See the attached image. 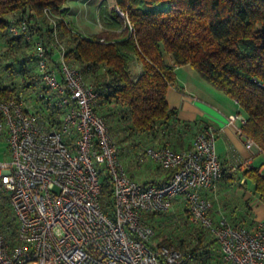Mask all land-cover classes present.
<instances>
[{"label": "built area", "instance_id": "1", "mask_svg": "<svg viewBox=\"0 0 264 264\" xmlns=\"http://www.w3.org/2000/svg\"><path fill=\"white\" fill-rule=\"evenodd\" d=\"M10 31L33 39L25 22L11 24ZM47 49L36 40L38 71L54 94L46 114L29 108L22 93L0 97V138L9 154L0 160V194L14 223L5 226L0 219V264H192L190 252L154 243L155 229L145 217L173 209L178 200L188 222L214 239L223 264H264V219L248 228L224 215L214 218L203 194L222 176L210 124L189 149L148 147L146 156L172 174L163 184L141 183L129 175L108 124L95 110L98 91L65 60L62 45L56 62ZM56 109L64 111L59 122L51 114ZM227 120L241 126L245 115L229 114ZM237 133L242 136L240 127ZM242 137L247 149L256 146ZM96 164L104 165L112 188L110 211L101 203L102 171Z\"/></svg>", "mask_w": 264, "mask_h": 264}, {"label": "trees", "instance_id": "2", "mask_svg": "<svg viewBox=\"0 0 264 264\" xmlns=\"http://www.w3.org/2000/svg\"><path fill=\"white\" fill-rule=\"evenodd\" d=\"M68 1L0 0V66L6 61L4 67L10 73L17 68L20 79L19 84L0 80V97L31 89L37 90L32 91L36 100L49 105L54 94L38 71L35 42H44L54 62L62 45L65 60L79 68L85 82L98 91L95 110L105 119L117 145L121 141L132 145L137 162L148 158L167 173L166 183L172 171L146 156L147 148L168 144L177 151L189 149L196 133L209 125L201 119H180L167 101L168 88L177 83L175 68L188 65L207 85L236 100L245 115L241 135L251 138L264 155V0H115L114 6L101 11V29L90 35L72 27L67 19ZM21 22L28 25L33 39L10 31L11 24ZM135 61L143 66L136 79L131 74ZM41 109L45 115L47 109ZM63 112L51 113L56 122ZM258 169L249 166L243 175L264 202V175ZM108 180L105 175L100 193L106 211L114 203ZM174 212L173 207L145 214L155 232L158 229L153 242L175 244L190 252L192 264H223L214 239L201 227L188 222L191 229L186 235L164 232L163 218ZM10 214L7 197L0 194V219L5 226L14 224Z\"/></svg>", "mask_w": 264, "mask_h": 264}, {"label": "crops", "instance_id": "3", "mask_svg": "<svg viewBox=\"0 0 264 264\" xmlns=\"http://www.w3.org/2000/svg\"><path fill=\"white\" fill-rule=\"evenodd\" d=\"M114 5L115 0H76V7L74 9L68 7V11L72 10L76 21L81 23L82 28L79 29L69 17L67 19L75 30L90 35L99 31L94 24L95 20L100 19L101 11L106 7L110 9ZM67 6L68 4H66ZM55 57L57 60L59 57L58 52ZM168 58L170 62H173L171 57ZM142 70V63L135 61L131 65L132 77L136 79ZM176 77V85H171L166 94L170 107L177 109L180 119L186 121L201 119L210 124L215 130V149L224 174L213 189L203 191L210 201L211 213L214 218L224 215L231 223L248 224L247 227L251 228L255 221L264 219V202L259 200L257 194L253 192L252 183L250 180L245 179L243 171L249 166L255 167V162L260 160L257 165L259 166L258 170L260 174L264 175V155L259 152L256 146L251 149L244 146L243 137L237 133V129L240 127L238 120L232 123L228 122L227 116L229 114L241 112L234 98L210 91L200 76L201 81L199 83L194 82V84L191 81L192 77L181 78L178 77L177 73ZM24 91H29L31 94L34 101L30 102L37 101L35 99L36 92H32L37 90L27 89ZM26 104L31 108L32 105L27 99ZM43 104L39 101V109L41 107L46 108ZM125 143L127 144V142ZM135 153L133 150L130 151L124 159L129 174L141 183L151 180H155L159 184L164 183L167 173L146 157L138 163ZM236 202L240 203L239 209L232 205ZM176 209L181 210L182 212H180L185 216L182 201L175 202L174 210ZM249 224L251 225L249 226Z\"/></svg>", "mask_w": 264, "mask_h": 264}, {"label": "rangeland", "instance_id": "4", "mask_svg": "<svg viewBox=\"0 0 264 264\" xmlns=\"http://www.w3.org/2000/svg\"><path fill=\"white\" fill-rule=\"evenodd\" d=\"M67 4H68L69 8L73 7V9H74V7H76L75 6L76 5V0H69L67 2ZM73 14L74 13L72 12V10H70L67 13V15H68L67 17H69L70 20H73L74 24L79 29H81L82 28L81 23H79V21H76V19H75ZM95 15H96V13H95ZM94 25H95L96 29H98V30L101 29V26H100L101 22L99 21V19L95 20V24ZM1 52H2V48L0 47V57H3L1 55ZM5 64H6V61L3 63L2 66H0V80H4L6 82L15 81L16 84H19L20 83V79L18 77L19 76V72H18L17 68H15L16 70H14V72L10 73L4 67ZM30 64H32V63H30ZM175 71L178 74V77H181V78H186L187 76H189L190 78L192 77L191 81L193 82V84H194V82H198L199 83V81H201L199 79V76L195 72V70L192 67L188 66V65L179 66ZM205 86L210 91H215L219 95L225 96L224 94L220 93L218 90H216V89H214L212 87H209L207 85H205ZM23 95L25 96L27 101H29L30 105H32L31 108L33 110L39 111V112L42 113V111H41L42 109H39V107H38V103L41 100H37L34 103L30 102V101H34V100H32V96L29 93V91H27V92L23 91ZM225 97H227V96H225ZM240 113H242V111ZM119 134H121V132ZM4 140H5L4 137L0 138V160L1 161H5V160L9 159L7 143ZM129 141H132V139L130 138ZM119 147H120L119 150H120L121 158L126 159L128 152L131 151V149H132V145H126L123 141H121L119 143ZM259 163H260V160L259 161L257 160L254 165L257 166ZM96 166H97L98 170L102 171V179H103L105 177L104 165L96 164ZM249 187H250V185H249ZM239 204H240L239 202L238 203L236 202L235 204L232 203V205L237 207V209H239ZM174 211L175 212L172 215H168L167 217L165 216L163 218L165 220V224H166L165 228H164V232L167 233V234H171L172 233V234L179 235V236L186 235L189 232V230L191 229V226L189 225L188 221L185 219V216L181 215L182 214L181 210H180L181 212L179 210H177V209L174 210ZM245 225H247V224H245ZM156 230H157L156 232H158V229H156Z\"/></svg>", "mask_w": 264, "mask_h": 264}]
</instances>
